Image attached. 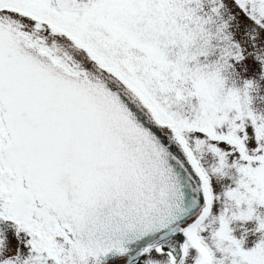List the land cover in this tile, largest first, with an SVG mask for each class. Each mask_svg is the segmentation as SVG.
<instances>
[{
	"label": "snow or ice",
	"instance_id": "obj_1",
	"mask_svg": "<svg viewBox=\"0 0 264 264\" xmlns=\"http://www.w3.org/2000/svg\"><path fill=\"white\" fill-rule=\"evenodd\" d=\"M0 264H264V0H0Z\"/></svg>",
	"mask_w": 264,
	"mask_h": 264
}]
</instances>
